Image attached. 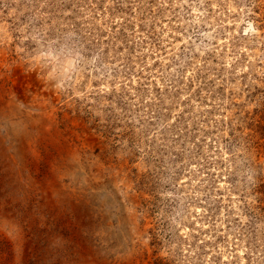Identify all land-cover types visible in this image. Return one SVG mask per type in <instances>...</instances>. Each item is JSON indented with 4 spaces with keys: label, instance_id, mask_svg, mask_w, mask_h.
<instances>
[{
    "label": "rangeland",
    "instance_id": "374dc122",
    "mask_svg": "<svg viewBox=\"0 0 264 264\" xmlns=\"http://www.w3.org/2000/svg\"><path fill=\"white\" fill-rule=\"evenodd\" d=\"M263 94L264 0H0V264H264Z\"/></svg>",
    "mask_w": 264,
    "mask_h": 264
},
{
    "label": "trees",
    "instance_id": "16d2710c",
    "mask_svg": "<svg viewBox=\"0 0 264 264\" xmlns=\"http://www.w3.org/2000/svg\"><path fill=\"white\" fill-rule=\"evenodd\" d=\"M264 100V94H263ZM262 109L260 110V114L258 117L252 118L251 123L249 124L254 129V133L251 135L249 133L247 135V142L249 147L257 148V151L264 153V103H262ZM256 133V134H255ZM257 136V140L254 138ZM263 140V142L261 141ZM262 148V150H260ZM258 152V153H259ZM154 264H161V261L156 259Z\"/></svg>",
    "mask_w": 264,
    "mask_h": 264
},
{
    "label": "bare ground",
    "instance_id": "6f19581e",
    "mask_svg": "<svg viewBox=\"0 0 264 264\" xmlns=\"http://www.w3.org/2000/svg\"><path fill=\"white\" fill-rule=\"evenodd\" d=\"M30 101H31V100H30ZM31 120L34 121V120H36V118L33 117ZM34 122H35V121H34ZM46 122H47V121H46ZM38 123H39V122H38ZM47 123H48V122H47ZM49 123H50V122H49ZM33 124H34V123H33ZM48 125H49V124H48ZM34 126H35V125H34ZM38 127H39V126H38ZM49 188H50V187H49Z\"/></svg>",
    "mask_w": 264,
    "mask_h": 264
}]
</instances>
